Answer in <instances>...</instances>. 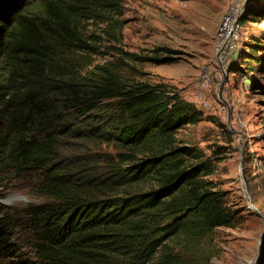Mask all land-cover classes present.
<instances>
[{"label": "trees", "instance_id": "16d2710c", "mask_svg": "<svg viewBox=\"0 0 264 264\" xmlns=\"http://www.w3.org/2000/svg\"><path fill=\"white\" fill-rule=\"evenodd\" d=\"M260 1L242 25L264 15ZM125 11L126 0H0V185L43 198L0 202V264H208L215 229L234 225L210 162L178 138L202 120L197 105L125 74L172 57L97 59L105 41L121 50ZM251 48L264 66V37Z\"/></svg>", "mask_w": 264, "mask_h": 264}, {"label": "rangeland", "instance_id": "374dc122", "mask_svg": "<svg viewBox=\"0 0 264 264\" xmlns=\"http://www.w3.org/2000/svg\"><path fill=\"white\" fill-rule=\"evenodd\" d=\"M229 1L126 0L124 38L117 45L121 50L105 41L96 57L101 62L124 63L129 62L124 52L157 49L158 56L172 57L160 64L130 62L125 74L166 84L171 94L195 103L202 113V120L180 129L178 138L210 162L206 178L222 193L235 217L233 226L215 229L211 240L215 255L208 264H264V66L248 55L254 53L253 38L264 37V15L244 18L243 58H234L224 76L216 68L210 88L203 90L199 84L200 70L210 62ZM260 3L264 6V0ZM223 89L228 100L225 108L220 104ZM2 188L0 202L9 206L43 201L22 190Z\"/></svg>", "mask_w": 264, "mask_h": 264}, {"label": "built area", "instance_id": "2783aa9c", "mask_svg": "<svg viewBox=\"0 0 264 264\" xmlns=\"http://www.w3.org/2000/svg\"><path fill=\"white\" fill-rule=\"evenodd\" d=\"M247 1H229L215 35L210 62L206 63L200 70L199 84L201 89L205 90L213 85L216 68L218 69L217 73L224 76L228 73L232 60L239 58L237 55L241 53V19L245 13ZM220 104L223 108L228 105L224 89L220 95Z\"/></svg>", "mask_w": 264, "mask_h": 264}, {"label": "water", "instance_id": "95a60500", "mask_svg": "<svg viewBox=\"0 0 264 264\" xmlns=\"http://www.w3.org/2000/svg\"><path fill=\"white\" fill-rule=\"evenodd\" d=\"M223 87V86H222ZM222 89V88H221ZM222 91V90H221ZM221 94H222V92H221ZM10 200V199H9Z\"/></svg>", "mask_w": 264, "mask_h": 264}]
</instances>
